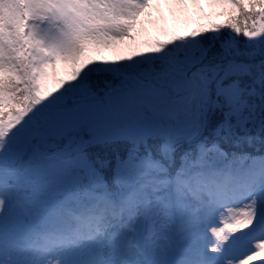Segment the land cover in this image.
<instances>
[{"label":"snow or ice","instance_id":"obj_1","mask_svg":"<svg viewBox=\"0 0 264 264\" xmlns=\"http://www.w3.org/2000/svg\"><path fill=\"white\" fill-rule=\"evenodd\" d=\"M207 3L0 0V264H264V0Z\"/></svg>","mask_w":264,"mask_h":264},{"label":"rangeland","instance_id":"obj_2","mask_svg":"<svg viewBox=\"0 0 264 264\" xmlns=\"http://www.w3.org/2000/svg\"><path fill=\"white\" fill-rule=\"evenodd\" d=\"M215 11L208 6L207 0H200L199 5L192 0H185L183 6L177 5L175 0H152V7L141 16V23L137 26L138 42L143 45L144 42L153 41L155 35L164 40L173 33L183 34L185 30L197 28L198 24H204L211 17L214 19ZM104 55L111 59L114 53L106 51Z\"/></svg>","mask_w":264,"mask_h":264},{"label":"trees","instance_id":"obj_3","mask_svg":"<svg viewBox=\"0 0 264 264\" xmlns=\"http://www.w3.org/2000/svg\"><path fill=\"white\" fill-rule=\"evenodd\" d=\"M209 15V13L207 14V16ZM211 17V16H210ZM210 20H216V16L214 15V19H212V17L210 18V19H208V21L207 22H205L204 24H198L197 25V27H200V26H202V25H207L209 22H210ZM154 35V34H153ZM155 40H161L157 35H155L154 37H153V41H155ZM259 146H257V148H258Z\"/></svg>","mask_w":264,"mask_h":264}]
</instances>
